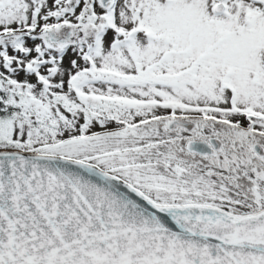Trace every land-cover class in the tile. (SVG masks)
Wrapping results in <instances>:
<instances>
[{
    "label": "snow or ice",
    "instance_id": "obj_1",
    "mask_svg": "<svg viewBox=\"0 0 264 264\" xmlns=\"http://www.w3.org/2000/svg\"><path fill=\"white\" fill-rule=\"evenodd\" d=\"M0 264H264V0H0Z\"/></svg>",
    "mask_w": 264,
    "mask_h": 264
}]
</instances>
